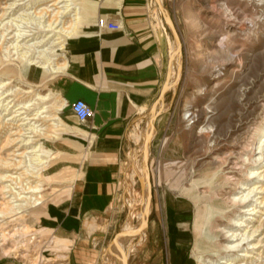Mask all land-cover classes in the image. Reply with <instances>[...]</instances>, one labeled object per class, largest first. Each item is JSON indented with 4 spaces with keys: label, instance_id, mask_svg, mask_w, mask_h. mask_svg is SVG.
Returning a JSON list of instances; mask_svg holds the SVG:
<instances>
[{
    "label": "rangeland",
    "instance_id": "374dc122",
    "mask_svg": "<svg viewBox=\"0 0 264 264\" xmlns=\"http://www.w3.org/2000/svg\"><path fill=\"white\" fill-rule=\"evenodd\" d=\"M53 1L0 0V156L4 159H21L17 155L23 149L18 150L20 144L15 140L20 129L24 126L27 128L29 123L21 125L22 120L19 121L17 117L36 116L37 119L32 122L36 121L45 128L44 132L36 134L37 140L32 145L43 142L42 137L47 135V115L54 102L49 82L56 75L47 77L49 74L30 62L37 55L41 61H45V52L30 50L27 46L19 51L14 44L19 40L17 33L21 31H29L31 36L19 44L32 38L28 43L37 42L51 33L44 29L43 19L35 13L43 7L52 10L63 5H51ZM159 1L163 15L156 5V26L164 23L170 43L166 57V80L162 94L152 106L140 111L131 130L130 136L135 143L125 154L116 199L121 220L101 249L99 264H114L111 258L121 251H124L123 258L115 264L146 262L144 248L151 234L145 240L138 236L140 219L137 214L132 217L131 212L141 210L148 220L149 232V224L156 219L160 210L159 200L163 193L183 195L195 202L192 207L195 217L192 247L195 264L209 259L220 264L227 253L239 258L249 240L242 241L241 246L230 252L224 249L225 245L240 242L247 228L264 220V210L259 212L260 201H256L264 192H254L248 199L249 208L258 207L255 212L242 213L246 222L235 230L237 236L230 237L226 229H221L231 224L229 216L224 214L227 209L232 215L240 212L236 205H231L228 198L230 192L236 191L239 195L242 191L246 193L255 180L253 178L241 189H235L236 182L232 177L244 179L242 170L235 164L241 162V156L249 151L255 136L260 135L261 130H257L260 124L264 126V0ZM66 38L64 36L60 43L65 44ZM176 38L179 43L175 41ZM172 46L177 50L181 73L176 87L173 86V70L171 74L170 71L168 73ZM42 48L39 46V49ZM64 48L58 47L54 54L62 56ZM1 83L5 84L2 86ZM40 94L51 96L42 99ZM23 110L26 113L20 115ZM187 111L190 117L184 115ZM134 130H146L148 144L150 142L145 170L136 175L126 170L127 165L133 167L134 155L142 154V141L132 135ZM255 153L257 158L261 156L256 161L261 167L264 164V147L252 152ZM42 156L40 174L31 172L25 164V167H19L0 161V207L6 211L10 210V204H21L17 206L18 211L0 213V232L10 233L19 225L27 227L28 231L24 234L18 232L19 236L10 240L1 238L0 256L16 257L28 264H49L38 246H33L31 236L43 209L46 180L43 170L50 159L45 145ZM19 173L24 174L22 178H17ZM125 180L133 181V191L126 188ZM28 186H38L39 189H26ZM28 194L39 196V204L25 203ZM133 196L138 202L132 199ZM205 217L208 218L206 223ZM129 234L133 238L127 240ZM228 238L231 242H228ZM263 251L264 246H259L254 250L253 260L248 259V263L264 264ZM260 252L263 254L259 256ZM238 263L235 261L232 264Z\"/></svg>",
    "mask_w": 264,
    "mask_h": 264
},
{
    "label": "crops",
    "instance_id": "0c3cea01",
    "mask_svg": "<svg viewBox=\"0 0 264 264\" xmlns=\"http://www.w3.org/2000/svg\"><path fill=\"white\" fill-rule=\"evenodd\" d=\"M156 5L163 15L159 0L78 1L80 22L61 53L67 66L49 82L54 102L42 137L50 159L43 170V209L31 236L46 263L99 264L121 220L116 199L125 154L135 143L130 133L166 80L170 43L164 23L156 26ZM78 98L93 109L86 120L70 108ZM159 202L149 232L147 226L143 264H195V202L165 193ZM0 264L28 263L0 256Z\"/></svg>",
    "mask_w": 264,
    "mask_h": 264
},
{
    "label": "bare ground",
    "instance_id": "6f19581e",
    "mask_svg": "<svg viewBox=\"0 0 264 264\" xmlns=\"http://www.w3.org/2000/svg\"><path fill=\"white\" fill-rule=\"evenodd\" d=\"M78 1L79 0H54L51 3V5H61V4H63V5L56 7L57 9L53 8L52 10H50L49 7H43L42 9L37 11L36 13L34 12L36 14V16H39L40 18L43 19L42 25H43L44 29L48 32H51L49 35H45V36L43 35L44 37L41 40H37V42L35 41L32 43H28L33 38L28 39V40L25 39L26 41L19 44L21 41L24 40V38L29 37L31 35L28 34L29 31H27V32L21 31V32L17 33V35H18L17 38L19 40L18 41L16 40L17 43L14 44V47L17 50L22 49L23 46L24 47L27 46V48L30 50H35V49L37 50L38 49L39 51L45 52V56H46L45 61H41V59L39 58V55H37L33 59H31L30 62H31V64H36L37 66L41 67L43 69V73L46 72L47 74H49V76H47V77H53L57 74H61V72L67 66V63L64 60V58L60 55L59 56L55 55L56 53L54 54V52L57 50L58 47L64 48V44L60 43L64 36H67V37L71 36L77 30L76 27L78 26V23L80 22L79 21L80 13H79V8H78ZM39 38L40 37H37V39H39ZM46 39H47V41H46ZM175 41L178 42L177 38ZM39 46H43V48L39 49ZM39 51H38V53H39ZM170 56L172 58V62L170 63L169 71L171 74L172 70H173V73H172L173 74V86L176 87V85H177V83L181 77V73H180V67L178 65L179 58H177V50L173 46L170 49ZM58 57H60V58H58ZM20 62H21V58H20ZM17 68L19 69V67H17ZM18 72H19V70H18ZM2 84L4 85L5 83H1V85ZM26 90H28V89H26ZM50 96H51V94H45V95L40 94V98H42V99H48ZM43 111H45V110H43ZM23 113H26V111L23 110V112H21L20 115H22ZM20 115H18V116L20 117ZM184 115L186 117H190L191 114L187 111V112H185ZM23 118L26 120H23ZM17 119H19V121L22 120L21 125H23L25 123H29L28 124L29 126L27 128H25V126L23 127V129H25V130L20 129V134L15 140L18 142V144H20V146L18 147V150L21 151V149H23V151L19 152V154L17 155L21 159L20 160L14 159V161H11L8 159H4L3 157L0 156V161L3 162L5 165H17L19 167L21 165L25 164L27 166L26 168L27 169L30 168L31 172H33L35 174H40L41 173L40 170L42 169L40 167V165H41V161H42V157H43L42 153L44 150V144H43L44 142H39V144L37 143L36 145H32V144L37 140L36 134L44 132L45 128L40 123L38 124L36 121L32 122L33 120L37 119L36 116L27 117V115H25L22 118L17 117ZM257 130H258V132H259V130H261L260 135L257 134L255 136V141H254V143L252 142L253 144L251 147H249V149H248L249 151L241 156V162H238L235 164L238 167V169L242 170V172L244 174V179L236 178L235 176H234V178L232 177V179H235L234 182H236L235 189H241V186L246 185V182H249L250 180L255 178V180L253 181L254 185L252 187H250L246 193L242 191L241 195H239L238 194L239 192L233 191V192H230V196L228 197L230 202H231V205H236L238 207V209L240 210V212L234 213V215L236 214L234 216V215L230 214V210L227 209V211H225L224 214L229 216L228 218L230 219L231 224L229 226H224L221 229L222 230L226 229L227 230L226 233L229 234V236L233 237V238L237 236V233L235 231L238 229L237 227L240 225L242 226V224L246 222V220H244L242 218L244 216L243 214L246 213V211H250V210L255 212V210L258 207L256 205V206H253L252 208H249L250 207V205L248 203L249 197L254 192H258V193L264 192V164L261 165V167H259L256 164V161L259 160V158L261 156L259 158H257L256 153L252 154V152H256L261 147H264V126H262V124H260V126L258 127ZM146 134H147L146 130L143 132H136L134 130V132L132 134L133 136L139 138L142 141V144H141V153L142 154L134 155L133 164H132L133 167L130 168V170H129V172L133 175H136V174L145 170L144 169L145 163L148 160V157L150 154L149 153L150 142L148 144ZM240 164H241V166L239 167L238 165H240ZM25 165H24V167H25ZM23 175H24L23 173H19L17 178H22ZM125 182H126L125 183L126 188H131V190L133 191V181L131 182L129 180H126ZM26 183H27V180H26ZM147 185H148L149 193H150L149 184L147 183ZM25 188L30 189V190L32 188L34 190L39 189L38 186L31 187V188H30V186H28ZM132 199L135 200L136 202H138L136 199H134V196ZM25 200H26L25 203L28 202L27 204L38 205L40 202V197L37 196L36 194H28L27 197L25 198ZM256 201H260L258 203L259 212H260V210L261 211L264 210V206H262V205H264V194L262 195L261 198L260 197L257 198ZM12 202H14V201H12ZM19 205H21V204L17 203V202L15 203V205L10 204V208H9L10 210H6V211L3 209L4 207H0V213L1 214H10L8 212L18 211L17 206H19ZM262 213H264V212H262ZM131 214H132V217H133V215H135V216H136V214L138 215V217L140 219L139 227H138V232H139L138 236H140L141 239L144 238V240H145L149 235V233L147 232V225H148L147 218L142 215L141 210L139 212L132 211ZM207 219H206V217L204 218V223H206ZM251 227L247 228V231L243 234L242 240L240 242H236V243L234 242L233 243L228 238V240H229L228 242H231V243L226 244L225 248L223 247L227 252H230L233 249H235V248L237 249L239 246H241L240 244L242 241L249 240V242L247 244L248 246L246 248H244L245 250H243V254L240 255L238 258V257H235V255H233V254L229 255L227 253V255L225 257H222L223 260L220 262V264H222V263L232 264L235 261H236V263L239 262L238 264H249L248 261L253 260L252 258L254 255L253 254L254 250L259 248V246L260 247L264 246V220L262 219L261 221H259V223L256 226H254V224H253V227L252 228ZM26 231H27V227H23L22 225H19L14 229V231H12L10 233L9 232H4V233L0 232V239L3 238L4 240H10V238H14L17 235L19 236L18 232L26 233ZM257 234H258V237L260 236V238L256 237ZM131 238H133V236H131L129 234V236L127 237V240H130ZM252 240H256V241H252ZM232 241H233V239H232ZM250 246H251V248H250ZM130 247H131V245H130ZM209 248H210V246H209ZM206 249H207V247H206ZM263 252H260L259 256L262 255ZM123 253H124V251H121V253L118 256L111 258V261H114V264L117 263L118 261H120L123 258ZM105 263L107 264V262H105ZM108 264H109V262H108ZM201 264H215V262H214V260L209 259V260H202Z\"/></svg>",
    "mask_w": 264,
    "mask_h": 264
},
{
    "label": "built area",
    "instance_id": "2783aa9c",
    "mask_svg": "<svg viewBox=\"0 0 264 264\" xmlns=\"http://www.w3.org/2000/svg\"><path fill=\"white\" fill-rule=\"evenodd\" d=\"M100 23L104 24V21L101 20ZM108 25L111 27H114V28H120L121 27V24H119L117 22H111V21L107 22V26ZM70 108H71V110H73L75 115L78 118H80L81 120H86L93 115V109L88 104V102L83 98H78L77 100L72 102L70 105Z\"/></svg>",
    "mask_w": 264,
    "mask_h": 264
},
{
    "label": "water",
    "instance_id": "95a60500",
    "mask_svg": "<svg viewBox=\"0 0 264 264\" xmlns=\"http://www.w3.org/2000/svg\"><path fill=\"white\" fill-rule=\"evenodd\" d=\"M160 2V1H159ZM163 92V91H162Z\"/></svg>",
    "mask_w": 264,
    "mask_h": 264
}]
</instances>
